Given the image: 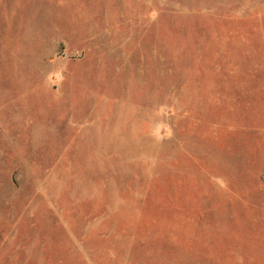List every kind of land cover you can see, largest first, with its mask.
Returning a JSON list of instances; mask_svg holds the SVG:
<instances>
[{
  "label": "rangeland",
  "instance_id": "rangeland-1",
  "mask_svg": "<svg viewBox=\"0 0 264 264\" xmlns=\"http://www.w3.org/2000/svg\"><path fill=\"white\" fill-rule=\"evenodd\" d=\"M0 264H264V0H0Z\"/></svg>",
  "mask_w": 264,
  "mask_h": 264
}]
</instances>
